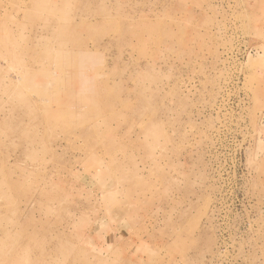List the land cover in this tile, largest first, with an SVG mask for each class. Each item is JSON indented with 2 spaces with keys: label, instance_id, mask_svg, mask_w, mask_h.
<instances>
[{
  "label": "rangeland",
  "instance_id": "374dc122",
  "mask_svg": "<svg viewBox=\"0 0 264 264\" xmlns=\"http://www.w3.org/2000/svg\"><path fill=\"white\" fill-rule=\"evenodd\" d=\"M0 264H264V0H0Z\"/></svg>",
  "mask_w": 264,
  "mask_h": 264
}]
</instances>
